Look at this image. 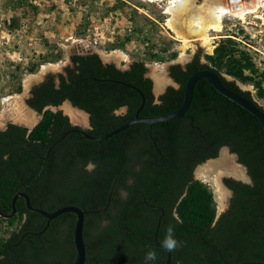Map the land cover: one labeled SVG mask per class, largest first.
Wrapping results in <instances>:
<instances>
[{
    "label": "trees",
    "instance_id": "16d2710c",
    "mask_svg": "<svg viewBox=\"0 0 264 264\" xmlns=\"http://www.w3.org/2000/svg\"><path fill=\"white\" fill-rule=\"evenodd\" d=\"M235 51L232 41L226 39L213 56H206L211 65H198L197 55L185 71L174 65L171 76L181 87L168 88L158 103L151 92V80L142 77L146 72L142 62L120 72L112 66H98L97 55L75 57L76 62L81 61L77 72L68 70V80L59 75L57 88L52 82L36 86L26 103L40 111L45 105H59L67 99L89 114L87 134L99 137L132 120L141 102L131 88L99 80L137 87L145 97L139 114L142 117L178 110L186 79L202 69L214 70L227 88L251 100L234 81L225 80L219 73L224 69L242 83L251 81L244 71L253 65L244 53L237 59ZM86 59L95 65L84 62ZM20 91L18 83L14 92ZM122 106H127V112L114 114ZM70 129L61 112L46 111L27 136L25 129L14 125L0 132V159L4 155L8 158L6 173L0 178V206L4 210L10 209V201L22 185L31 206L46 212L62 206L100 210L84 217V264H165V253L155 246L153 237L160 209L163 215L158 242L162 244L169 226L180 242L169 251L170 264L264 262V131L251 114L219 95L204 80L195 84L184 118L151 128L137 124L100 142L70 133L45 156L51 144ZM223 146L237 155L251 183L224 179L232 196L228 208L216 219L213 194L206 184L193 178V171L199 163L217 157ZM16 208L18 215L6 220L8 228H15L5 229L10 236L0 241V258L4 257L0 264L6 260L17 261L11 264L73 262V214L51 220L36 236L32 234L42 231L46 220L23 205L17 203ZM24 213L27 221L22 222ZM12 251L16 255H11ZM149 251L156 253L155 261L146 260Z\"/></svg>",
    "mask_w": 264,
    "mask_h": 264
},
{
    "label": "rangeland",
    "instance_id": "374dc122",
    "mask_svg": "<svg viewBox=\"0 0 264 264\" xmlns=\"http://www.w3.org/2000/svg\"><path fill=\"white\" fill-rule=\"evenodd\" d=\"M171 1L25 0L19 3L17 0H0V130L10 120L15 123L17 115L26 110L24 101L34 85L47 75L55 77L61 71L68 59L66 49L72 43L92 46L103 60L113 62L118 68L126 69L134 62H142L146 76L153 83L155 74L166 77L165 89L175 87L167 77L170 64H183L197 55L202 62L211 65L206 56H213L215 48L230 39L237 50L235 57L238 59L244 53L253 65L251 70L244 71L251 81L242 83L227 75L224 69L219 73L248 92L264 109V9L247 15L244 21L224 17L221 31L208 33V46L199 39L185 46L168 28ZM202 2L196 1L197 5ZM29 69L33 71L29 72ZM18 83L21 85L19 93L14 92ZM153 96L158 99L159 94L153 93ZM66 106L63 104L61 108ZM34 119H29L31 124ZM25 126L30 128L32 125ZM90 166H87L88 170L92 168ZM233 166L246 174L234 155L222 149L216 159L194 171V179L206 184L212 192L216 214L224 212L230 195L227 193L224 202L220 201L215 179L219 177L221 181L236 176L228 172ZM6 228L5 223H0V241L8 236Z\"/></svg>",
    "mask_w": 264,
    "mask_h": 264
},
{
    "label": "water",
    "instance_id": "95a60500",
    "mask_svg": "<svg viewBox=\"0 0 264 264\" xmlns=\"http://www.w3.org/2000/svg\"><path fill=\"white\" fill-rule=\"evenodd\" d=\"M250 0H225V2L228 4V6L232 9H239L241 8L242 4L244 3H248ZM67 54L70 55H77V54H92L94 53L93 47L90 45H82L79 43H72L67 49ZM200 80H204L206 82L209 83V85L222 97L226 98L227 100H229L230 102L234 103L235 105H237L238 107H240L241 109H243L244 111H246L247 113L251 114L260 124L261 128L264 131V109H262L258 104H256L253 100H249L237 93H235L234 91L230 90L229 88H227L223 83L222 80L220 78V76L212 69H202L196 72H193L185 81L184 84V89H183V100H182V104L180 106V108L170 114H166V115H162V116H158V117H142L140 116V112L144 106L145 103V97L143 95V93L134 86L128 85L124 82H118V81H112V80H104L106 82H117L120 85L126 86L131 88L132 90H134L141 99L140 105L138 106V108L136 109L133 119L122 124L121 126H119L118 128H116L115 130L103 135V136H99V137H93L90 136L89 134H87V132L85 131H80L78 129H72V130H68L66 132H64L62 134V136L57 139L53 144H51V146L48 148V151H50L55 145H57L60 141H62L67 135H69L70 133H77V134H81L85 139L92 141V142H100L106 139H109L121 132H123L124 130L131 128L137 124H147L150 126V128L154 125V124H158V123H165V122H169V121H173V120H177V119H181L185 117V114L188 110V108L190 107L191 101H192V97H193V90H194V86L195 84L200 81ZM152 87H154V83L152 82ZM162 91V90H161ZM161 91L157 92L155 90H152L153 93L155 94H159L161 93ZM159 97V96H158ZM155 102L158 103V99H155ZM65 104L69 105L68 102H64ZM71 106V105H70ZM26 109H28L29 111H31L26 105H25ZM72 107V106H71ZM74 110H76L77 112H80L81 114H83L85 117H88V114H86L83 110H80L78 108L72 107ZM124 111V109H123ZM86 117V118H87ZM71 124L72 125H77L79 127H85L87 126L89 123L85 122L83 123L81 126V124L72 121L71 120ZM191 124H192V120H191ZM88 127V126H87ZM33 128V126H31L30 128H28V130L30 131ZM150 133V130H149ZM237 155L234 154L235 158ZM242 168L244 166L240 165ZM245 168V167H244ZM243 168V169H244ZM234 179L236 180H240L241 182L245 183V184H250L251 183V179L249 176H245L244 179H239L233 176ZM220 185L225 188L223 186L222 180H219ZM225 191L230 195V191H227V189L225 188ZM18 198H22L24 200V204L26 209L31 212V213H35L38 214L40 216H42L45 220V226L43 228L42 231L32 234V235H36L39 236L43 231H45V229H47V227L49 226V223L51 220L59 217L62 214L65 213H70L73 214L75 216V224H74V229H73V244H74V249H75V258L73 260V262L71 264H84L85 260H86V248H85V244H84V240H83V226H84V217L85 215L88 214H93V213H97L99 211H82L79 208L75 207V206H62L56 210H54L53 212H46L42 209L39 208H35L33 206H31L30 203V198L28 197V195H26L23 192H17L14 194V196L11 199V213H5L1 207H0V217L4 218V219H9L12 218L15 215V202ZM225 206V205H224ZM224 209V208H223ZM227 209V206H225L224 211ZM161 211V215L157 220L156 223V227H155V232H154V244L157 248L161 249L164 253H165V264H170L171 262V254L169 252V250H167L166 248L163 247L162 244H160L157 240V232L160 226V220L162 218L163 215V210L160 209ZM223 213V212H221ZM216 214V219L220 216V214ZM223 264H233L230 263L228 261H224ZM237 264H264V262H244V263H237Z\"/></svg>",
    "mask_w": 264,
    "mask_h": 264
},
{
    "label": "bare ground",
    "instance_id": "6f19581e",
    "mask_svg": "<svg viewBox=\"0 0 264 264\" xmlns=\"http://www.w3.org/2000/svg\"><path fill=\"white\" fill-rule=\"evenodd\" d=\"M196 1L173 0L171 1L172 6L168 9V13L171 14L168 28L185 46H189L190 42L195 39H199L203 45L208 46L210 44L208 33L210 31H221L222 19L224 17H234L244 21L247 15L256 14L261 8L264 9V0H250L248 3L242 4L241 8L235 10H232L225 0H203L201 5H197ZM154 79V90L157 92L161 91L168 83L166 77L161 73L155 74ZM64 109L71 115L72 121L75 120V122L80 123L86 122L83 114L72 110L69 106H66ZM30 118H33V114L25 110L17 115L15 121L16 123L19 122V124L27 121V124L30 125ZM228 172L238 176L229 174L236 178H245V174L237 166H233ZM215 183L220 197L218 198L223 203L226 199L227 192L220 185L219 177L215 179Z\"/></svg>",
    "mask_w": 264,
    "mask_h": 264
},
{
    "label": "flooded vegetation",
    "instance_id": "af4514ba",
    "mask_svg": "<svg viewBox=\"0 0 264 264\" xmlns=\"http://www.w3.org/2000/svg\"><path fill=\"white\" fill-rule=\"evenodd\" d=\"M149 1V0H148ZM92 55H97L98 56V66H100L101 68H108L109 66H112L113 67V69L114 70H118V71H120V72H125V71H128L129 69H130V67H131V65L132 64H130L126 69H123V68H118V67H116L115 66V64L113 63V62H109L107 59H105V60H103L95 51H94V53H92V54H77V55H75V54H73V55H70V54H68V59H67V61L64 63V65L62 66V68H61V71L59 72V73H57L56 75H55V77H52V76H46V78H44L43 79V81H41V82H39V83H37L36 85H34L32 88H31V90L29 91V93H28V97L26 98V100L24 101V103H25V105L31 110V112L34 114L33 115V117L35 118L34 119V122L32 123V124H30V125H32L33 126V128L29 131L28 130V127H26L25 125H28L27 124V121H24L22 124H19L18 122L16 123H13V121L12 120H10L9 122H7V124L5 125V127L2 129V130H0V132H2V131H6V130H8V127H9V125H14V126H16V127H18V128H21V129H25L26 130V136L40 123V121L43 119V116H44V114H45V112L46 111H50V112H53V113H56V112H61V114L63 115V116H65V117H67V119H68V126L69 127H72V129H78V130H80V131H85V132H87V130H89L90 129V116H89V114L87 113V112H85L84 110V112L86 113V114H88V117L86 118L85 117V121L86 122H88L89 124L87 125V126H85L84 128L82 127H79V126H77V125H72L71 124V119H72V117H71V115L70 114H68L66 111H65V107H63V109L61 108V106L63 105V104H65L64 102L66 101V102H68L69 103V105H67V106H69L72 110H74L72 107H74L73 105H72V103L69 101V100H64L61 104H59V105H52V104H48V105H45L40 111H37V110H35V109H32V108H30L28 105H27V100L32 96V91H33V89L36 87V86H39V85H41V84H43V83H46V82H52L53 83V85H54V87L55 88H57L58 86H59V75H62L63 77H65L67 80H68V74H67V71L68 70H73V71H75V72H77V67H78V65H80V62L81 61H77L76 62V60L74 59L75 57H81V58H86V57H88V56H92ZM195 59V56H193L191 59H189L188 61H186L185 63H183V64H179V63H173V64H170L169 66H168V70H167V77L170 79V81L172 82V84L173 85H175V87L174 86H168V87H166L165 89H164V87H163V89H162V91H161V93H160V95H159V97L160 96H162L165 92H166V90L168 89V88H172V89H179L181 86H180V84L178 83V82H176L175 81V79L171 76V68L174 66V65H180V71H185L186 70V66L189 64V63H191L193 60ZM84 62H87V63H90L91 65H95V63H94V61H92V60H84ZM198 65H208L207 63H205V62H202L201 61V59L198 57ZM142 77L144 78V79H150L148 76H146V74L144 73L143 75H142ZM151 80V79H150ZM98 81V80H97ZM99 81H103V82H106V81H104V80H99ZM112 81H117V80H112ZM119 82V81H118ZM151 82H152V80H151ZM206 82V81H205ZM115 83V82H114ZM117 83V82H116ZM206 83H208V82H206ZM118 84V83H117ZM209 84V83H208ZM236 84V83H235ZM236 86H237V84H236ZM238 87V86H237ZM153 88V87H152ZM152 88H151V92H152ZM239 88V87H238ZM240 89V88H239ZM241 90V89H240ZM134 91V90H133ZM241 91H243V90H241ZM243 92H245V91H243ZM248 93V92H247ZM249 94V93H248ZM152 95H153V92H152ZM154 97V96H153ZM158 97V98H159ZM155 100V99H154ZM252 100V99H251ZM156 103V102H155ZM72 107H71V106ZM75 108H77V107H75ZM79 109V108H78ZM123 109H124V113L123 114H125L126 112H127V106H122V107H120V108H118V109H116L115 111H114V114H116V115H123V114H118L117 112H119V111H123ZM81 110V109H80ZM26 111H28L29 113H31L28 109H26ZM74 111H76V110H74ZM80 113V112H79ZM71 118H70V117ZM73 120V119H72ZM75 121V120H74ZM85 123V122H84ZM23 124H25V125H23ZM79 124H81V126H83L82 124L83 123H79ZM190 124H191V120H190ZM73 127H75V128H73ZM194 127V126H193ZM72 129H70V130H72ZM66 132V131H65ZM75 134H77V133H75ZM79 135H81V134H79ZM82 136V135H81ZM74 146H75V144H74ZM222 149H225L229 154H233L234 155V153H231L230 152V150H229V148L227 147V146H223V147H221L220 149H219V151H218V154H219V152H220V150H222ZM50 151H48L46 154H45V156H48V153H49ZM236 155V154H235ZM217 157H218V155H217ZM217 157H215V158H208V159H206L205 161H203L202 163H199L198 165H196L195 166V168H194V171H195V169L197 168V167H199V166H201V165H203V164H205L206 162H208V161H210V160H214V159H216ZM237 157V156H236ZM44 159H46V157L45 158H43L42 160H44ZM45 161V160H44ZM236 161H237V163L239 164V165H241L239 162H238V158H236ZM7 164H8V158H7V156L6 155H4V156H2V158L0 159V178L1 177H3L4 175H5V173H6V170H7ZM244 168V167H243ZM245 169V171H246V174H245V176H249L248 175V173H247V170H246V168H244ZM194 171H193V178H194ZM238 177V176H237ZM242 178V177H241ZM224 179H231V180H234V181H238V182H241L240 180H236V179H234L233 178V176H231V177H225V178H223V180H222V183H223V186L227 189V191H230V198H231V196H232V191L231 190H229L225 185H224ZM241 183H243V182H241ZM245 184V183H244ZM26 186L25 185H22L21 187H19V192H23V189L25 188ZM224 188V189H225ZM23 193H25V192H23ZM230 198H229V201H230ZM41 202H43V199L42 198H40L39 199ZM229 201H228V204H227V208H228V206H229ZM19 204L20 206L21 205H23L24 207H25V204H24V200L22 199V198H18L17 200H16V202H15V215L13 216V217H15V216H17L18 215V212H17V208H16V204ZM30 203H31V201H30ZM1 207V206H0ZM9 207H10V209L7 211V210H4L2 207H1V209L5 212V213H11V201H10V205H9ZM25 209H26V207H25ZM27 210V209H26ZM28 211V210H27ZM10 219V218H9ZM9 219H4V218H2V217H0V223H5V224H7V221L6 220H9ZM22 222H24V221H27V215H26V213H24L23 215H22V220H21ZM48 228V227H47ZM46 230V229H45ZM44 232V231H43ZM42 232V233H43ZM41 233V234H42ZM9 236H10V233H8V238H9ZM20 241H22V239L20 240ZM14 252L12 251L11 252V255L13 254ZM15 254V253H14ZM16 255V254H15ZM1 258H4L2 255H1ZM0 258V259H1ZM12 260H6V261H4L3 263H1V264H11L10 262H11ZM13 263H16L17 261H12ZM12 263V264H13Z\"/></svg>",
    "mask_w": 264,
    "mask_h": 264
},
{
    "label": "clouds",
    "instance_id": "9594fccd",
    "mask_svg": "<svg viewBox=\"0 0 264 264\" xmlns=\"http://www.w3.org/2000/svg\"><path fill=\"white\" fill-rule=\"evenodd\" d=\"M162 244L163 247L169 251H173L180 246V242L175 238L174 229L171 226H169L168 229L166 230V235ZM156 258H157L156 253L154 251H149L146 254L147 261H155Z\"/></svg>",
    "mask_w": 264,
    "mask_h": 264
}]
</instances>
